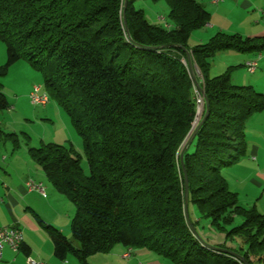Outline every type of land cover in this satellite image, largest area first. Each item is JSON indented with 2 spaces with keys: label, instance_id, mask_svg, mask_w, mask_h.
Listing matches in <instances>:
<instances>
[{
  "label": "trees",
  "instance_id": "1",
  "mask_svg": "<svg viewBox=\"0 0 264 264\" xmlns=\"http://www.w3.org/2000/svg\"><path fill=\"white\" fill-rule=\"evenodd\" d=\"M136 1L127 0L123 11L124 0H0V41L6 47L0 76L20 60L41 74L43 92L81 139L88 170L84 174L71 145L28 149L47 182L75 209L74 243L38 220L53 255L88 264L90 256L121 245L172 264H264V215L242 207L223 177L224 169L245 157L246 127L264 112V96L233 85L232 67L209 76L217 54H258L264 39L216 32L189 48L191 32L210 19L199 3L164 0L169 22L162 27L149 24ZM187 52L201 77L203 108L194 126L196 86ZM8 108L0 91V111ZM198 124L195 149L184 150L180 164ZM184 179L198 216L190 225ZM200 220L237 248L199 241L191 228Z\"/></svg>",
  "mask_w": 264,
  "mask_h": 264
},
{
  "label": "crops",
  "instance_id": "2",
  "mask_svg": "<svg viewBox=\"0 0 264 264\" xmlns=\"http://www.w3.org/2000/svg\"><path fill=\"white\" fill-rule=\"evenodd\" d=\"M194 1L199 3L210 16L208 25L204 27L206 28V31H203L204 37H211L215 32H222L237 34L245 38L264 39V0H223L218 4H214L212 0ZM227 11H231L228 16ZM232 13L240 16L233 18ZM221 16L227 17L223 18L226 21L224 26L211 21L213 17L221 18ZM167 26L168 24L162 27ZM228 54H230L227 56L228 68H233L230 74L231 82L238 86H251L264 96V51L258 54L235 52ZM255 58H257L255 71L252 74L245 72V63ZM245 73L247 74L245 75ZM193 74L196 81L200 83L201 77L199 74L197 75V71H194ZM245 133L247 144L245 157L224 170L223 177L229 190L237 195L238 203L241 206V203L244 202L243 205H246L245 208H247L255 199L260 200L263 204L261 208L256 202L252 207L264 215V112L255 115L249 121ZM6 141H8V137L3 139V153L0 155V228L17 227L21 231L23 242L16 253L7 247L4 248L2 263L25 264V259L29 257L43 264H78L76 259L70 255L63 261L53 255L51 240L38 224V220L56 228L61 233H63L65 225L67 227V221L64 226L57 223L59 213L54 209L52 202L46 200V193L45 197H42L34 191H28L25 186L28 179L43 186L42 181L45 177L39 167L30 163L24 155L21 158L24 163L23 167L13 166L11 161L13 157L8 163ZM250 193L254 195V198H249ZM242 194L246 197L243 202L239 200ZM44 213L47 214V218ZM195 221L194 223H197V217H195ZM128 250H130L129 257L123 259L122 256ZM87 262L88 264H172L146 250L129 249L121 245L114 246L107 254L92 255L87 259Z\"/></svg>",
  "mask_w": 264,
  "mask_h": 264
},
{
  "label": "rangeland",
  "instance_id": "3",
  "mask_svg": "<svg viewBox=\"0 0 264 264\" xmlns=\"http://www.w3.org/2000/svg\"><path fill=\"white\" fill-rule=\"evenodd\" d=\"M136 10L143 12L145 19L149 24L166 26L169 22L168 19V5L164 0L151 1V0H137L134 3ZM231 11H227V16ZM233 18L240 16L232 13ZM162 18L164 21H160ZM223 18L226 16L213 17L212 22H216L218 25L224 26L226 21ZM206 28H202L191 32L187 46L193 48L196 45L205 43L210 37H204ZM216 33V32H215ZM213 33L211 36H213ZM204 37V39H202ZM201 40V41H200ZM228 53H234L232 51L222 52L217 54L211 61L209 76L215 77L223 74L228 69L227 56ZM6 63V47L3 42L0 41V68ZM241 71L242 68H241ZM246 72V71H245ZM244 73V71H243ZM247 73H245L246 75ZM233 84V83H232ZM34 85L40 86L41 92H43V80L39 72L33 70L29 64L20 60L13 65L9 66L2 76H0V91L5 96L9 108L4 111H0V130L8 136V141L5 143V148L8 150V163L11 157L13 166L23 167L24 163L21 161L22 155L28 159L30 163H34L30 160L28 155L29 148H38L43 144H57L62 146L71 145L73 150L82 157V167L84 174H87V166L83 155L82 142L77 134L76 130L72 126L66 113L52 100L44 106H34L29 102V93ZM234 85V84H233ZM238 86V85H236ZM5 136L0 134V155L3 153V139ZM16 140L14 143L13 141ZM195 139L191 143L185 145L187 153H193L195 149ZM1 158V157H0ZM33 165H36L35 163ZM226 170V169H224ZM45 188V193L48 201L52 202L54 209L58 212V224L64 226L67 221V227L63 229V236L66 237L72 243L70 232V222L74 216V206L64 196L58 194L54 188L47 182L46 179L42 181ZM249 198L254 195L250 193ZM59 199V200H57ZM246 199L245 195H240V201L243 202ZM256 200V201H255ZM252 201L249 207L253 206L256 202L258 207L261 208L260 200L255 199ZM242 206L246 207L244 202ZM247 207V208H249ZM257 211V210H256ZM259 213V211H257ZM188 219L191 224H194L195 217L198 218L195 208L188 204L187 206ZM261 214V213H260ZM47 218V214L44 213ZM50 216V215H48ZM240 219H236L234 225H239ZM54 226V225H53ZM198 240L207 245L224 244L227 248H237L238 244L224 239V234L214 230L206 220H200L194 229Z\"/></svg>",
  "mask_w": 264,
  "mask_h": 264
},
{
  "label": "built area",
  "instance_id": "4",
  "mask_svg": "<svg viewBox=\"0 0 264 264\" xmlns=\"http://www.w3.org/2000/svg\"><path fill=\"white\" fill-rule=\"evenodd\" d=\"M222 1L223 0H212L214 4L221 3ZM159 19L162 21V18H159ZM263 21H264V16H263ZM244 67L247 73L252 74L257 67V58L247 61ZM192 71L193 72L196 71L195 67L192 69ZM194 92H195V96H198L199 101H200V114H201V111L203 108L202 96L199 90L197 89V87H195ZM28 97H29V102L34 106H38V105L44 106L49 102V98L48 99L40 98L37 85H34L32 87ZM196 123L197 122H194L193 126ZM25 186L28 189V191H34L38 193L39 195H41L42 197H45L44 187L39 183H35L32 179H28L25 183ZM22 242H23L22 234H21V231L17 227H14V226L1 227L0 228V264H3L2 263L3 249L7 247L13 253H16L20 249ZM129 252L130 250H128L127 253H125L122 256V258L123 259L128 258ZM25 264H43V263L27 257L25 259Z\"/></svg>",
  "mask_w": 264,
  "mask_h": 264
},
{
  "label": "water",
  "instance_id": "5",
  "mask_svg": "<svg viewBox=\"0 0 264 264\" xmlns=\"http://www.w3.org/2000/svg\"><path fill=\"white\" fill-rule=\"evenodd\" d=\"M126 1H127V0H124L123 11H125ZM186 55H187L186 57H187L188 68H189V72H190V77H191V79H192L194 85L197 87V89L199 90V92L202 94V90L198 87V85H197V81H196V78H195V76H194V74H193V71H192V69L194 68V66H193L192 63H191L190 55H189L188 52L186 53ZM204 111H205V112H204V115H203V117H202V119H201V121H200V124L203 122V120H204V119L206 118V116H207V106H206V105L204 106ZM198 127H199V124H198V126L196 127V129H194V131L190 134V137L188 138V141H187L186 144H189V143L192 142V140H193V138H194V136H195V133H196V130H197ZM184 150H185V147L183 148V150L180 152V155H179L180 164L182 163V154H183V151H184ZM187 206H188V188H187V180L184 179L183 210H184V217H185V219H186V222L188 223V225H190V222H189V219H188V214H187ZM191 231H192L193 235L197 238L196 233H195V231H194L193 228H191ZM197 239H198V238H197ZM199 241H201V240L199 239ZM225 252L234 255V254L231 253V252H228V251H225ZM237 258H238V257H237Z\"/></svg>",
  "mask_w": 264,
  "mask_h": 264
},
{
  "label": "bare ground",
  "instance_id": "6",
  "mask_svg": "<svg viewBox=\"0 0 264 264\" xmlns=\"http://www.w3.org/2000/svg\"><path fill=\"white\" fill-rule=\"evenodd\" d=\"M163 20V19H162ZM185 66H186V62L185 60H182L181 61ZM195 70L197 71L196 67H195ZM188 72H189V68H188ZM247 72V71H246ZM190 74V72H189ZM198 71H197V75H198ZM200 76V75H199ZM38 91H39V96L41 99H48V95L45 93V92H41V88L40 86H38ZM202 105H203V100H202ZM195 107H196V117H195V120L194 122H197L198 119H199V114H200V101H199V98L198 96H195ZM193 122V124H194Z\"/></svg>",
  "mask_w": 264,
  "mask_h": 264
}]
</instances>
